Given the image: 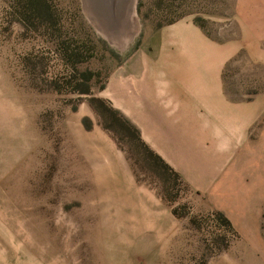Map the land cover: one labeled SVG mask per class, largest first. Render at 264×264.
Listing matches in <instances>:
<instances>
[{
    "label": "rangeland",
    "instance_id": "374dc122",
    "mask_svg": "<svg viewBox=\"0 0 264 264\" xmlns=\"http://www.w3.org/2000/svg\"><path fill=\"white\" fill-rule=\"evenodd\" d=\"M44 1L47 31L22 16L28 0H0V264H264V117L233 152L225 191L202 197L108 110L125 73L209 61L219 44L231 93H264L252 52H264V17H244L246 0H137L136 35L119 47L82 0ZM248 7L264 14V0Z\"/></svg>",
    "mask_w": 264,
    "mask_h": 264
},
{
    "label": "crops",
    "instance_id": "0c3cea01",
    "mask_svg": "<svg viewBox=\"0 0 264 264\" xmlns=\"http://www.w3.org/2000/svg\"><path fill=\"white\" fill-rule=\"evenodd\" d=\"M248 6L246 0L244 17H264L253 15ZM254 36L259 44L264 37L256 32ZM260 47L252 51L258 55L253 58L264 63ZM210 48L204 52L211 54L209 61L140 63L109 90L110 103L137 128L141 140L202 197L225 191L233 152L242 148L254 122L264 117V93L237 98L225 73L232 53L221 60V44Z\"/></svg>",
    "mask_w": 264,
    "mask_h": 264
},
{
    "label": "trees",
    "instance_id": "16d2710c",
    "mask_svg": "<svg viewBox=\"0 0 264 264\" xmlns=\"http://www.w3.org/2000/svg\"><path fill=\"white\" fill-rule=\"evenodd\" d=\"M21 7V3H18ZM20 9L22 16L23 17H28V19L31 21L34 20L32 17H37L40 18L41 22L40 24H42V26L44 27V29L47 31V24L48 23H52V20L50 18H48L47 16L50 14V7L48 6V4H46V2L44 0H28L27 3V7L25 8H18ZM46 25V26H44ZM56 50L60 53L62 59L64 60V62L66 63L67 67H69L70 65L72 67H74V63H72L73 57L72 55L69 54L68 49L66 48V45L63 41L57 42V44L55 45ZM80 92H82V94H90V89L89 87H87L86 89H82L79 90ZM105 102L103 103V106H105ZM107 106V105H106ZM109 111H113L114 115L116 116L117 121L119 122H123L125 124V126L128 127V129H131V132L133 133L134 139L136 140V142H138V144L140 145L141 148H143V150L148 154V156L151 159H154L158 162H160L161 164H163L164 168L167 171H170L177 180H179V176L176 172H174V170H172V168L170 166H168L162 158H160L157 154H155L140 138L139 135V131L137 130V128L132 125L131 122H129L127 119H125L123 116L120 115V113L118 111H116L115 109H112L111 107L108 108ZM106 129H110V127L106 126Z\"/></svg>",
    "mask_w": 264,
    "mask_h": 264
},
{
    "label": "water",
    "instance_id": "95a60500",
    "mask_svg": "<svg viewBox=\"0 0 264 264\" xmlns=\"http://www.w3.org/2000/svg\"><path fill=\"white\" fill-rule=\"evenodd\" d=\"M82 3L85 13L95 12L111 23L120 17L136 15L137 0H82Z\"/></svg>",
    "mask_w": 264,
    "mask_h": 264
},
{
    "label": "bare ground",
    "instance_id": "6f19581e",
    "mask_svg": "<svg viewBox=\"0 0 264 264\" xmlns=\"http://www.w3.org/2000/svg\"><path fill=\"white\" fill-rule=\"evenodd\" d=\"M86 13L101 33L119 47L121 44L126 45L130 40L132 41L136 35V33L132 36L129 34L131 33L129 26L134 15L131 17H120L111 23L105 17L98 16L95 12L86 11Z\"/></svg>",
    "mask_w": 264,
    "mask_h": 264
}]
</instances>
